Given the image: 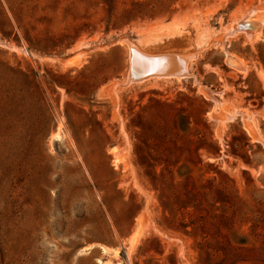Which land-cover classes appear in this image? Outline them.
I'll list each match as a JSON object with an SVG mask.
<instances>
[{"label": "rangeland", "instance_id": "1", "mask_svg": "<svg viewBox=\"0 0 264 264\" xmlns=\"http://www.w3.org/2000/svg\"><path fill=\"white\" fill-rule=\"evenodd\" d=\"M0 264H264V0H0Z\"/></svg>", "mask_w": 264, "mask_h": 264}, {"label": "bare ground", "instance_id": "2", "mask_svg": "<svg viewBox=\"0 0 264 264\" xmlns=\"http://www.w3.org/2000/svg\"><path fill=\"white\" fill-rule=\"evenodd\" d=\"M259 24V23H258ZM249 26H251V29H257L258 28V25H257V23H255V21L254 22H250L249 23ZM254 32V31H253ZM133 52V51H132ZM135 53H136V50H135ZM138 53H140L139 51H138ZM137 54V53H136ZM150 55V54H149ZM163 55V54H162ZM140 56H142V57H140L139 58V64H145V65H143V67L145 66L146 67V65L149 63V65H150V63L151 64H158V65H160L161 64V70H159V67H158V69L156 70V68H155V71H151V69H150V67H149V69H150V71H148L147 69H145V70H147L148 72H146V73H148V74H145L146 76L145 77H147V78H142V79H148L149 78V80H150V78H161V79H168V78H178V77H181V76H177L176 74L178 73L177 71H178V66L179 65H176L174 62L172 63V61H171V59L173 58H171L170 56L169 57H158V59H157V55H155V56H153V57H156V58H154V59H150V58H148V57H146V55H145V57H144V54H142V53H140ZM182 56V55H181ZM131 59V58H130ZM174 60V59H173ZM177 60V59H176ZM135 63V62H134ZM134 63H132V64H134ZM141 66V65H140ZM183 67H184V65H182ZM154 67V66H153ZM155 67H157V66H155ZM140 68V67H139ZM147 68H148V66H147ZM133 69H135L134 67H133ZM132 69V70H133ZM185 69V68H184ZM135 70H137V69H135ZM159 70V71H158ZM139 72H140V70H139ZM155 72V73H154ZM158 72V73H157ZM179 73H181V71L179 72ZM140 74V73H139ZM183 74V73H182Z\"/></svg>", "mask_w": 264, "mask_h": 264}, {"label": "water", "instance_id": "3", "mask_svg": "<svg viewBox=\"0 0 264 264\" xmlns=\"http://www.w3.org/2000/svg\"><path fill=\"white\" fill-rule=\"evenodd\" d=\"M239 28H245L246 30H249V31H253L249 26H244V27H241V26H239ZM129 76V75H128ZM130 79H129V77H128V80H127V83H129V82H136V81H129Z\"/></svg>", "mask_w": 264, "mask_h": 264}]
</instances>
